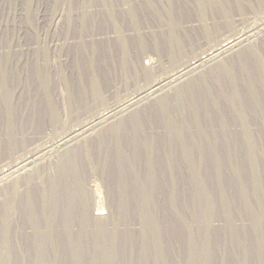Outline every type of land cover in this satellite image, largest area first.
<instances>
[{"label": "rangeland", "instance_id": "1", "mask_svg": "<svg viewBox=\"0 0 264 264\" xmlns=\"http://www.w3.org/2000/svg\"><path fill=\"white\" fill-rule=\"evenodd\" d=\"M263 16L264 0H0V163L44 160L0 185V264H264ZM253 24L252 46L50 159L71 125Z\"/></svg>", "mask_w": 264, "mask_h": 264}, {"label": "bare ground", "instance_id": "2", "mask_svg": "<svg viewBox=\"0 0 264 264\" xmlns=\"http://www.w3.org/2000/svg\"><path fill=\"white\" fill-rule=\"evenodd\" d=\"M62 15L63 14L61 11V13L56 16V24L59 23V21L62 19ZM259 25H261L262 28H264V16ZM259 25L253 24L251 25V27L247 29H240L234 32L233 34L225 35L216 41L208 43V46L201 53L193 56L192 58L187 57L190 59H186L179 67L173 68V70H171L170 73H167L166 76L156 79L150 85L143 88L142 90L140 89L138 90V92L132 93L126 96L127 99L124 102H122V104L116 105L117 104L116 103L114 108H112L111 106V107L96 111L95 115H93V117H90V119L88 120L87 123H85V125H82L79 127H77L78 125H75V124L71 125L64 132V134L61 135L59 140L53 142V148L48 153L51 157L50 159L54 160V159L59 158V156H61L64 149H66L76 140H79L85 137L86 135H88L90 131H92L95 128V126H97L98 124L114 118L117 114L123 115V114L128 113L133 106L139 105L140 102L143 101L144 99L153 98L154 95H156L162 90V88H164L165 86H170L180 81V79L187 73L194 72L201 66L205 64L207 65L220 57L230 55L234 51L239 49L240 47H243L246 45L252 46V43L254 42L255 37L257 36V32L259 31L258 30ZM146 67L153 68L155 67V64L148 62L144 69H146ZM119 78L121 79L120 76ZM64 121L66 120L64 119ZM36 154H37V150L29 149L27 150L25 154L24 153L21 155L13 154V155H16L14 161H7L4 163L1 161L2 164L0 163L1 164L0 165V181H1L0 185L11 183L21 178V176L24 177L23 178L24 182L25 181L27 182L29 181V179H32L33 174L35 172L34 168L38 164H42L44 162V160L39 161V159L37 161ZM18 186H20V184H16V183L10 184L7 188L8 190H6L7 194L10 192L12 193L13 191L15 192L16 189L18 190ZM90 187H91V190L95 193V198L97 199L100 198L97 185L91 184ZM106 215H107L106 211L104 210L103 207L99 206L98 203H96L93 206L94 219H97V220L103 219L107 217Z\"/></svg>", "mask_w": 264, "mask_h": 264}]
</instances>
